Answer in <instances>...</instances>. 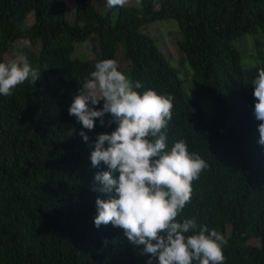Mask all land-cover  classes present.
I'll use <instances>...</instances> for the list:
<instances>
[{"label": "trees", "instance_id": "16d2710c", "mask_svg": "<svg viewBox=\"0 0 264 264\" xmlns=\"http://www.w3.org/2000/svg\"><path fill=\"white\" fill-rule=\"evenodd\" d=\"M138 1L109 7L107 0H0V62L27 58L40 73L0 96V264H145L150 255H140L121 228L93 226L95 199L105 198L91 190L93 177L105 166L93 168L89 156L97 134L115 125L87 130L68 114L95 64H118L120 44L138 91L173 97L168 147L183 139L207 164L177 219L195 217L215 230L224 264H264V146L257 143L250 86L264 65L245 68L235 46L245 35L264 34V0ZM165 19L178 22L181 60L219 105L212 120L141 31ZM89 40L97 56L75 57L77 45ZM18 42L30 45L22 61L10 57Z\"/></svg>", "mask_w": 264, "mask_h": 264}, {"label": "clouds", "instance_id": "9594fccd", "mask_svg": "<svg viewBox=\"0 0 264 264\" xmlns=\"http://www.w3.org/2000/svg\"><path fill=\"white\" fill-rule=\"evenodd\" d=\"M124 2L107 0L109 7ZM118 67L111 58L97 62L68 107L83 129L115 125L110 133L97 134L89 156L93 168L105 166L93 177L91 190L105 197L95 199L93 226L121 228L140 255L150 254L145 264H224L222 237L215 230L198 226L195 217L177 219L190 200L191 181L207 164L183 139L168 147L173 97L138 91L141 82ZM39 76L27 58L22 64L0 62V96ZM250 86L257 143L264 146V68L257 69ZM79 135L88 141L84 131Z\"/></svg>", "mask_w": 264, "mask_h": 264}, {"label": "rangeland", "instance_id": "374dc122", "mask_svg": "<svg viewBox=\"0 0 264 264\" xmlns=\"http://www.w3.org/2000/svg\"><path fill=\"white\" fill-rule=\"evenodd\" d=\"M124 3L130 6H140L138 0H125ZM97 6L99 11L106 12L108 10L107 5L105 4H98ZM71 8L74 10L73 7ZM115 15L116 14L114 13V16ZM69 21L71 23L73 22L71 18ZM32 24L33 21H29L27 26L29 27ZM141 31L155 39L159 50L170 62L172 67L178 69V75L182 82L184 92L188 96L198 99L207 120H212L216 117L220 113L218 103L207 93L202 83L193 77V71L189 63L181 60L183 56L180 51L179 43L185 38L180 32L178 22L173 19L159 20L154 23L147 24ZM235 46L240 53L241 62L245 68L264 65V34L262 30H258L254 34L245 35L235 43ZM25 47H30L28 42H18L14 49L10 51V57L13 56L22 61ZM97 54V47L95 48L94 43L89 40L88 42L79 43L77 45L75 57L92 59L96 57ZM117 57L120 71L125 73L131 79L129 69L131 62L126 58L125 50L122 44H120ZM253 243L257 245L258 242L253 241Z\"/></svg>", "mask_w": 264, "mask_h": 264}]
</instances>
